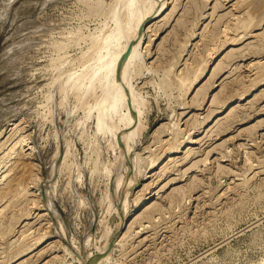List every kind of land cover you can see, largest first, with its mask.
<instances>
[{"label":"rangeland","instance_id":"rangeland-1","mask_svg":"<svg viewBox=\"0 0 264 264\" xmlns=\"http://www.w3.org/2000/svg\"><path fill=\"white\" fill-rule=\"evenodd\" d=\"M249 1L148 0L99 130L113 76L85 85L125 5L0 0V264H264V0Z\"/></svg>","mask_w":264,"mask_h":264},{"label":"bare ground","instance_id":"bare-ground-1","mask_svg":"<svg viewBox=\"0 0 264 264\" xmlns=\"http://www.w3.org/2000/svg\"><path fill=\"white\" fill-rule=\"evenodd\" d=\"M148 0H117V2L120 4H124L126 9H127V17H126V22L125 23H122L121 22V19L118 15V12L116 11L115 12V26H114V29L105 36L104 38V42H102V44H104V47L106 49L105 53L102 54V55H99V57H97V62L94 66V68L89 72V77H88V83L85 85V88L86 87H89L92 85L94 79L95 80H98L96 78H106L108 75H111L113 76L112 80L110 79L111 84L110 86H108V90H106V93H105V98L104 100L102 101L101 100V104L99 103L98 105V113H97V128L99 130H102L105 128V121H106V114L109 112H116V110L119 108V106L123 103L122 101L124 99H122V90H121V87L119 86V82H116L115 81V75L118 73L122 74L124 78H126L127 74H128V69H129V66L130 64L134 61V59L137 57L138 55V45L140 44L139 41L141 39L142 36H140L141 34H139V36H135L137 35V28H136V25L140 22H137V16H139L138 14V10L140 9L143 10L145 6H147L146 2ZM155 1V0H154ZM249 1V0H248ZM259 1V0H258ZM256 1V2H258ZM261 1V0H260ZM263 1V0H262ZM261 1V2H262ZM163 2V1H162ZM250 2V1H249ZM253 2V0H252ZM252 2L250 4H252ZM255 2V1H254ZM253 2V3H254ZM161 3V2H160ZM165 3V2H163ZM263 3V2H262ZM153 4V3H152ZM255 4V3H254ZM257 4V6H256ZM255 4V7H251V9L253 8L255 10V12H257V8L260 7L258 6L259 3H256ZM263 5V4H262ZM154 6V5H152ZM151 6V7H152ZM148 7V6H147ZM262 7V6H261ZM260 7V8H261ZM249 8V7H248ZM152 9V8H150ZM155 9V8H154ZM153 9V10H154ZM250 9V8H249ZM250 9V10H251ZM257 9V10H256ZM147 10V9H146ZM254 10H251L252 13H255L253 12ZM262 10V8H261ZM137 12V13H136ZM142 12V11H141ZM138 15H136V14ZM143 14V13H142ZM152 14V13H151ZM145 15V14H144ZM143 15V16H144ZM146 16V15H145ZM144 19V18H143ZM139 20H142V18H139ZM136 23V24H135ZM144 23V22H143ZM128 29L127 33L125 34L126 30ZM131 29V30H130ZM136 33H135V32ZM142 32V31H141ZM133 33H135V35H132ZM126 37L125 41L122 42L121 41V38L122 37ZM127 49V53H126V56L125 58L123 59L122 61V64L121 65H118V59L120 57V55L123 53V51H125V49ZM110 78V77H109ZM72 79V78H71ZM74 77L72 79V81L74 82ZM100 81V80H98ZM109 81V82H110ZM105 82V81H104ZM108 82V83H109ZM99 83V82H98ZM108 85V84H107ZM104 87V85H103ZM84 88V87H83ZM107 89V88H106ZM105 92V91H104ZM103 94V93H102ZM133 94V93H132ZM104 96V94H103ZM134 96V95H133ZM124 98V97H123ZM134 98V97H133ZM133 100V99H132ZM137 102L139 103V99H137ZM134 103V102H133ZM130 105V104H129ZM132 105V104H131ZM138 106V104H136ZM134 106V105H133ZM136 107V106H134ZM108 113V114H109ZM124 115V114H123ZM124 116H127V115H124ZM127 121H129V119H131L132 117H130V115L128 114L127 116ZM125 121V120H124ZM126 123V121H125ZM130 123V122H129ZM127 123V124H129ZM107 125V124H106ZM127 126V125H126ZM107 127V126H106ZM133 132V131H131ZM115 133V132H114ZM123 133V132H122ZM128 134H130V131L127 132ZM127 133H123L121 135L122 139H125L128 135ZM134 133V132H133ZM130 136V135H129ZM120 137V136H119ZM121 140V139H120ZM124 141V140H123ZM128 147V146H127ZM64 158V157H63ZM132 178V177H131ZM116 179V178H115ZM121 180L120 179H117V183H119ZM146 198V197H145ZM112 233V232H111ZM109 235V234H108ZM107 238V236H106ZM107 241H105V243H103V247H106L107 243L110 241V237H108V239H106ZM101 249V250H102ZM100 250V251H101ZM108 257V254H106L105 258ZM102 258V257H101ZM100 258V260H102ZM103 257V259H105ZM103 261V260H102ZM100 262V261H99ZM98 262V263H99Z\"/></svg>","mask_w":264,"mask_h":264},{"label":"water","instance_id":"water-1","mask_svg":"<svg viewBox=\"0 0 264 264\" xmlns=\"http://www.w3.org/2000/svg\"><path fill=\"white\" fill-rule=\"evenodd\" d=\"M127 49H128V48H126L125 51H123V53L120 55V57H119V59H118V63H117L118 65H121V64H122V61H123V59H124L125 56H126ZM60 163H61V159H59V160L57 161L56 165L54 166L53 171H55V170L60 166ZM67 226H68L69 229H71V226H70L69 223L67 224ZM114 241H115L114 238L111 239V240L107 243L106 247H104L101 251H99V253H98L97 255H98V256H103V255H105V254H108V253L110 252V250H111L113 244H114Z\"/></svg>","mask_w":264,"mask_h":264}]
</instances>
